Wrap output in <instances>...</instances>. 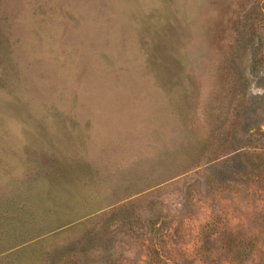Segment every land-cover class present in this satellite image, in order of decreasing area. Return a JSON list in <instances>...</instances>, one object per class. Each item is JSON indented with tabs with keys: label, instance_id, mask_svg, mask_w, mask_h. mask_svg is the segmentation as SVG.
Returning <instances> with one entry per match:
<instances>
[{
	"label": "rangeland",
	"instance_id": "1",
	"mask_svg": "<svg viewBox=\"0 0 264 264\" xmlns=\"http://www.w3.org/2000/svg\"><path fill=\"white\" fill-rule=\"evenodd\" d=\"M0 264H264V0H0Z\"/></svg>",
	"mask_w": 264,
	"mask_h": 264
}]
</instances>
